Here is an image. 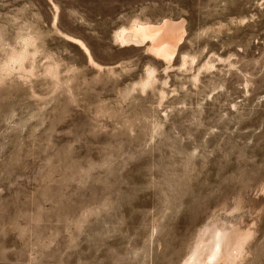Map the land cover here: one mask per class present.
<instances>
[{
	"label": "rangeland",
	"instance_id": "1",
	"mask_svg": "<svg viewBox=\"0 0 264 264\" xmlns=\"http://www.w3.org/2000/svg\"><path fill=\"white\" fill-rule=\"evenodd\" d=\"M136 17L184 18L194 62L135 85L151 56L113 33ZM29 31L32 72L0 79V264H183L220 213L264 264V0H0V60Z\"/></svg>",
	"mask_w": 264,
	"mask_h": 264
},
{
	"label": "bare ground",
	"instance_id": "2",
	"mask_svg": "<svg viewBox=\"0 0 264 264\" xmlns=\"http://www.w3.org/2000/svg\"><path fill=\"white\" fill-rule=\"evenodd\" d=\"M54 8L56 11L54 23H56L58 7L54 4ZM185 22L184 18L164 17L159 21H151L136 17L129 24L121 25L114 30L113 39L116 44L143 47L151 56V64L146 67L144 76L139 81H134L135 85H139L142 89L156 85L159 81L156 75V66L159 63L164 69H167L173 67L176 58H179L178 69H182L194 62V57L182 50L187 32ZM58 32L68 42L79 46L91 66L99 70L103 69V66L94 59L81 38L60 30ZM19 38L18 45L8 47L4 57L0 60V79L13 71L19 73V76H24L33 70L31 62L37 49L38 36L29 31ZM1 42H3V37L0 34ZM27 62H29L28 66ZM208 63V61L205 62V65ZM47 70L51 76L56 77L57 65L55 63H49ZM108 70H112V67ZM192 80L197 82L199 73L193 74ZM166 84V81H162V85ZM160 93L163 94L164 92L161 91ZM249 225L251 224H248L247 227L242 225V215L238 213H220L210 217L198 229L183 264H240L245 260L250 244L249 241L245 245L243 257L237 259L241 238L249 232L254 235V230Z\"/></svg>",
	"mask_w": 264,
	"mask_h": 264
},
{
	"label": "snow or ice",
	"instance_id": "3",
	"mask_svg": "<svg viewBox=\"0 0 264 264\" xmlns=\"http://www.w3.org/2000/svg\"><path fill=\"white\" fill-rule=\"evenodd\" d=\"M253 239V233L249 232L245 236L241 238V243L238 249V256L237 259H241L245 254V245Z\"/></svg>",
	"mask_w": 264,
	"mask_h": 264
}]
</instances>
